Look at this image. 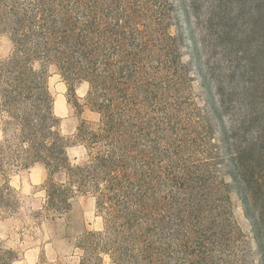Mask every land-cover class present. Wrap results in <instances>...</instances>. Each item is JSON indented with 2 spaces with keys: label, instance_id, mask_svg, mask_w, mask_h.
<instances>
[{
  "label": "rangeland",
  "instance_id": "obj_1",
  "mask_svg": "<svg viewBox=\"0 0 264 264\" xmlns=\"http://www.w3.org/2000/svg\"><path fill=\"white\" fill-rule=\"evenodd\" d=\"M170 1L178 14L169 33L178 41L159 60L166 77L154 114L161 129L152 136L159 157L146 200L127 225L92 195L48 210L43 167L0 171V187H11L16 202L0 208V249L17 252L13 264H264V233L255 224L264 219V30L250 26L260 0ZM31 3L0 0V61L12 55V27ZM48 75L63 135L99 122L87 105L88 84L73 94L54 65ZM250 146L244 185L231 154ZM68 152L73 163L86 154L77 145ZM86 233L101 247L96 256L79 245Z\"/></svg>",
  "mask_w": 264,
  "mask_h": 264
},
{
  "label": "trees",
  "instance_id": "obj_2",
  "mask_svg": "<svg viewBox=\"0 0 264 264\" xmlns=\"http://www.w3.org/2000/svg\"><path fill=\"white\" fill-rule=\"evenodd\" d=\"M256 10L250 26L264 30V0ZM177 12L170 0H32L12 27V55L0 61V171L41 166L48 172L45 209L61 210L77 195H92L114 222L127 225L156 173L159 141L152 136L161 125L154 114L166 80L159 60L177 47L169 33ZM50 65L73 94L88 84L87 105L100 115L97 123L82 122L73 138L63 135L54 111ZM75 145L86 150L78 163L68 152ZM253 150L235 147L231 154L244 185L243 153ZM261 152L264 159V143ZM13 192L0 187V208L16 206ZM255 224L264 233L263 213ZM92 235L79 245L96 256L101 247L89 241ZM17 260L16 251L0 249V264Z\"/></svg>",
  "mask_w": 264,
  "mask_h": 264
}]
</instances>
